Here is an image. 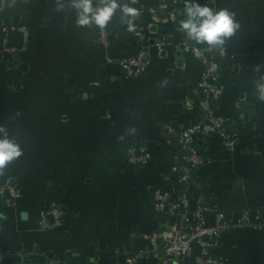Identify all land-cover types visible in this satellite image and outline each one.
<instances>
[{
    "label": "crops",
    "instance_id": "obj_1",
    "mask_svg": "<svg viewBox=\"0 0 264 264\" xmlns=\"http://www.w3.org/2000/svg\"><path fill=\"white\" fill-rule=\"evenodd\" d=\"M177 1L171 16L164 0H136L132 31L117 11L105 49L95 26L76 25L70 0H0V128L23 150L0 170V183L11 179L20 192L13 206L0 198V249L17 255L4 264L49 257L121 264L134 239L144 245L149 232L165 227L151 189L177 188L179 138L200 125L205 98L196 52L210 50L189 43L179 27L184 0ZM199 3L228 9L240 24L211 49L224 53L213 109L229 119L237 143L228 150L216 134L197 140L207 163L195 172L191 195L232 223L250 220L218 235L215 252L225 264H264V227L257 226L264 223V100L254 87L264 79V0ZM12 30L23 35L20 47L7 43ZM140 51L145 72L124 78L122 62ZM123 145L143 146L150 159L129 166ZM52 205L63 211L58 225L40 217Z\"/></svg>",
    "mask_w": 264,
    "mask_h": 264
},
{
    "label": "built area",
    "instance_id": "obj_2",
    "mask_svg": "<svg viewBox=\"0 0 264 264\" xmlns=\"http://www.w3.org/2000/svg\"><path fill=\"white\" fill-rule=\"evenodd\" d=\"M164 1L171 8V16H173L178 1ZM96 30L97 45L108 48L112 37L109 25L104 30L97 28ZM223 56L222 51L219 55H214L211 49L208 53L196 52V59L203 68L197 87L205 96L201 104L200 125L180 135L177 188L175 190L151 189L155 210L166 221L165 227L149 232L145 236V243L141 249L124 251L121 264H141L145 259H150L156 264H177L188 257L193 258L194 264H225L215 252L218 235L231 231L235 227L250 226V220L247 217L241 218L236 223L230 222L223 210L194 199L190 190L195 172L207 163L205 155L198 152L197 140L216 134L228 150H233L237 143L236 135L227 127L229 119L217 115L213 109L222 91L218 80L222 69L219 58ZM146 66L145 52L140 51L128 56L122 62L123 77L138 78L145 72ZM119 154L129 166L137 168L150 159L149 152L139 145L122 146ZM19 195L18 187L12 183L11 179L0 183V198L5 206L15 205ZM192 202H194L193 209H191ZM209 214L214 216L212 226L205 224V217ZM48 216L53 219V225H58L63 211L59 206L52 205L40 214L42 223ZM257 226L264 227V223ZM15 257H17L15 253L0 249V264ZM44 264L63 263L58 257H49Z\"/></svg>",
    "mask_w": 264,
    "mask_h": 264
},
{
    "label": "clouds",
    "instance_id": "obj_3",
    "mask_svg": "<svg viewBox=\"0 0 264 264\" xmlns=\"http://www.w3.org/2000/svg\"><path fill=\"white\" fill-rule=\"evenodd\" d=\"M136 0H70L75 10V23L78 27L95 26L104 30L117 11L127 30L135 29V20L140 10L134 6ZM183 18L179 27L193 46H204L205 50L221 45L239 29L235 14L226 8H210L199 0H184ZM199 50H197V53ZM254 87L258 98L264 100V79H257ZM23 154L19 143L0 128V170Z\"/></svg>",
    "mask_w": 264,
    "mask_h": 264
},
{
    "label": "water",
    "instance_id": "obj_4",
    "mask_svg": "<svg viewBox=\"0 0 264 264\" xmlns=\"http://www.w3.org/2000/svg\"><path fill=\"white\" fill-rule=\"evenodd\" d=\"M166 12V11H165ZM7 43L10 47L13 48H17L20 47L23 44V35L21 32L17 31V30H12L9 31L7 34ZM215 51L219 50V46H216ZM223 60L225 61L226 59L223 58ZM194 208V202L191 203V209ZM172 221H174V219H172ZM213 221H214V216L213 215H207L205 217V224L207 226H212L213 225ZM134 243V248L133 250H139L143 247V242L142 239H134L133 240Z\"/></svg>",
    "mask_w": 264,
    "mask_h": 264
},
{
    "label": "trees",
    "instance_id": "obj_5",
    "mask_svg": "<svg viewBox=\"0 0 264 264\" xmlns=\"http://www.w3.org/2000/svg\"><path fill=\"white\" fill-rule=\"evenodd\" d=\"M220 60V59H219ZM221 65H223L222 63H221ZM123 147H125V145H123ZM122 148V147H121ZM120 151V150H119ZM135 168H137V167H135Z\"/></svg>",
    "mask_w": 264,
    "mask_h": 264
}]
</instances>
